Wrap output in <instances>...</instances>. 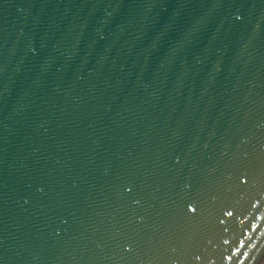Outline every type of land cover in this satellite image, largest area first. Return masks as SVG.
Masks as SVG:
<instances>
[{"label":"water","instance_id":"95a60500","mask_svg":"<svg viewBox=\"0 0 264 264\" xmlns=\"http://www.w3.org/2000/svg\"><path fill=\"white\" fill-rule=\"evenodd\" d=\"M0 264H264V0H0Z\"/></svg>","mask_w":264,"mask_h":264}]
</instances>
